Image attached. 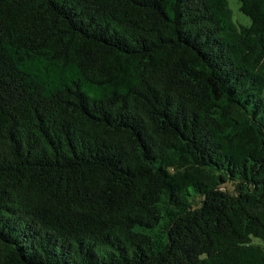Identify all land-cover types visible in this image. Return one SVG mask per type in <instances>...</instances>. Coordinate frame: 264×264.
Masks as SVG:
<instances>
[{
    "label": "trees",
    "instance_id": "16d2710c",
    "mask_svg": "<svg viewBox=\"0 0 264 264\" xmlns=\"http://www.w3.org/2000/svg\"><path fill=\"white\" fill-rule=\"evenodd\" d=\"M0 0V264H264V0Z\"/></svg>",
    "mask_w": 264,
    "mask_h": 264
},
{
    "label": "rangeland",
    "instance_id": "374dc122",
    "mask_svg": "<svg viewBox=\"0 0 264 264\" xmlns=\"http://www.w3.org/2000/svg\"><path fill=\"white\" fill-rule=\"evenodd\" d=\"M239 6L240 5L238 0H228V8L232 21L235 24L249 25L250 18L246 16L244 13H242Z\"/></svg>",
    "mask_w": 264,
    "mask_h": 264
}]
</instances>
